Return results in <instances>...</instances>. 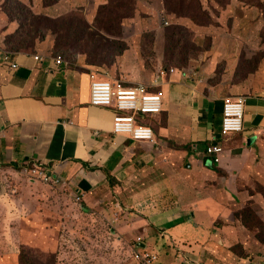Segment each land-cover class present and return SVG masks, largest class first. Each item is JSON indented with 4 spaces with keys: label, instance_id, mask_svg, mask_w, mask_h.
Instances as JSON below:
<instances>
[{
    "label": "crops",
    "instance_id": "1",
    "mask_svg": "<svg viewBox=\"0 0 264 264\" xmlns=\"http://www.w3.org/2000/svg\"><path fill=\"white\" fill-rule=\"evenodd\" d=\"M64 3L66 9H94L88 0H63L59 10ZM5 15L0 9V221L13 227L12 219L19 217L21 235L32 218L60 221H47L49 232L60 231L68 220L75 226L83 222L88 233L110 232L133 249H149L147 240L164 247L148 232L155 227L166 241L188 247L180 253L193 263L222 264L226 248L225 264H264L255 231L233 229L241 226L235 211L254 209L256 195L264 200V86L236 81V65L229 64L214 83L215 73L205 77V69L175 68L159 85L146 83L165 95L161 112L138 115L155 130L156 142L136 140L114 133L112 106L91 104L94 68L57 64L63 56L35 52L37 45L10 49L6 41L19 25ZM7 49L15 53L17 69L5 61ZM225 97L245 99L240 132L221 133ZM212 143L223 148L219 162L205 155ZM35 164L69 180V190L32 179L27 170ZM75 193L83 198L77 201ZM206 215L211 228L201 233L208 229L199 227ZM219 220L226 225L218 227ZM189 227L201 237L196 246L194 237H184ZM134 231L145 238L136 243Z\"/></svg>",
    "mask_w": 264,
    "mask_h": 264
},
{
    "label": "rangeland",
    "instance_id": "2",
    "mask_svg": "<svg viewBox=\"0 0 264 264\" xmlns=\"http://www.w3.org/2000/svg\"><path fill=\"white\" fill-rule=\"evenodd\" d=\"M22 1L31 2V6L36 4L35 11L47 15L48 20L41 25L45 40L37 43L35 52L45 50L55 57L61 55L71 67L85 65L93 70L99 69L114 79H123L134 86L138 83H153L160 70L168 67L179 70L194 68L196 71L205 69V77L215 73V77L210 80L214 83L231 64L234 69L236 65V81L247 78L250 82L260 84L261 88L264 86V0H88L90 6L94 4V9H66L64 3L60 10L58 7L63 0L60 3L51 0L49 4L46 0ZM44 4L48 5L45 7ZM6 5L7 0H0V9ZM167 9L182 15L180 23L194 32V41H191L196 50L189 51L184 64L183 52L174 54L166 45L168 28L176 25ZM205 12L207 17H204ZM166 21L170 24L166 25ZM180 30L183 32L184 28ZM40 37L41 34H37L36 38ZM187 51L188 48H184V55ZM261 196H255L254 210L264 218V200ZM235 212L234 219L241 226L236 225L233 229L247 228L244 225V213ZM7 216L12 217V214ZM18 220L19 217L12 219L13 227L9 222L0 221V264H29V260L34 264H51L49 253L44 250L54 249L55 243L60 240L56 250L58 264H141L134 259L139 248L125 247L110 232H100L94 236L86 231L83 222L75 226L68 220L62 224L60 231L54 226L56 229L49 232L47 221H60L32 218L21 235L23 227ZM200 220L202 225L199 227H208L200 232L208 233L212 222L210 216H203ZM224 223L221 220L215 222L218 227L226 225ZM192 226L194 228V224ZM106 227L110 231L113 229L111 224ZM218 227L214 228V233L219 232ZM189 228L190 232L184 237L191 239L194 229ZM184 229L183 232H186ZM247 230L250 231L249 228ZM151 231L157 242L159 239L165 242L164 247L160 245L159 248L158 244L153 245L147 240L149 249L158 253L155 264H164V261L165 264H200L193 263L188 256L187 260L183 259L179 248H189L180 244L175 246L178 240L166 241L163 231L155 227L148 230ZM136 236V243L139 237L142 240L145 238L144 233ZM194 239L193 245L196 246L201 237L195 236ZM222 240L230 239L224 237ZM261 244L263 246H259L263 248L264 243ZM223 249L225 252L220 254L223 260L219 262L225 264L230 253L226 248ZM19 250L27 257L21 262Z\"/></svg>",
    "mask_w": 264,
    "mask_h": 264
},
{
    "label": "built area",
    "instance_id": "3",
    "mask_svg": "<svg viewBox=\"0 0 264 264\" xmlns=\"http://www.w3.org/2000/svg\"><path fill=\"white\" fill-rule=\"evenodd\" d=\"M166 25L170 23L165 22ZM5 61L13 69L18 68L16 55L13 51L6 50ZM63 57H58L57 64H64ZM176 69H161L154 83L159 85L161 81L175 74ZM91 76V104L98 106H112L115 111L113 131L118 134H129L136 140H148L156 142L155 130L148 124L139 120V114L159 113L164 107V92H152L150 85L138 83L134 86L123 79H114L105 71L94 70ZM264 96V90L262 91ZM245 113V99L242 97H225L222 103L221 133L223 135L237 133L243 130V119ZM205 155L209 161H220L223 151L219 143L209 144L205 148ZM27 174L34 180H41L53 187L67 191L70 181L52 172L42 164H35L27 170ZM77 201L83 198L82 194L75 193ZM142 241V237L138 238ZM135 259L141 264H155L158 261V253L141 248L135 253Z\"/></svg>",
    "mask_w": 264,
    "mask_h": 264
},
{
    "label": "trees",
    "instance_id": "4",
    "mask_svg": "<svg viewBox=\"0 0 264 264\" xmlns=\"http://www.w3.org/2000/svg\"><path fill=\"white\" fill-rule=\"evenodd\" d=\"M51 0H46V2L49 4ZM55 1V0H54ZM60 2V0H56L55 2ZM167 1V0H166ZM186 1V0H185ZM197 2H200L199 0H196ZM31 2H24L22 0H7V5L4 6L6 15H9L10 19L14 22H17L19 25V29L16 32V36H12L7 39V46L12 48L13 50H16L17 48H20V50H28L29 48H32V46H36L37 43L43 42L45 40V36L43 35V31L41 30V25L45 24V21L48 20L46 16L42 15V13H38L35 10V5L31 6ZM47 4V5H48ZM44 4V6H47ZM30 6V7H29ZM169 15L174 17V21L176 25H173L172 27L168 28V39L166 42L167 48L170 51H173L174 54H177L178 51L183 52V64L187 62L188 60V53L189 51L195 52L196 48L193 43V37L194 32L190 28H186L183 26L182 23H180V20H183V16L180 14H174L170 11V9H167ZM203 10V9H200ZM36 13H34V12ZM204 11H201V13ZM38 14V15H37ZM208 14L205 12L204 17H207ZM40 25V26H39ZM184 28V30H183ZM182 29L183 32L180 30ZM37 34H41V37L39 39L36 38ZM191 39L193 41H191ZM19 45V47H18ZM184 48H188V51L186 52V55H184ZM9 51H13L10 49H7ZM172 67L164 68L170 71ZM181 70V69H180ZM244 213L246 219L244 221V225L247 226V228L251 230H254L255 233L254 239L259 243H264V220H262L257 212L251 208L246 207L242 208L235 212V214L238 213ZM41 249V248H40ZM44 250V249H42ZM41 250V251H42ZM18 257L21 259H27L25 253L21 252L19 250ZM44 252L49 253V261L51 264H58V252L54 249H49L48 251L44 250ZM5 257V259H7ZM29 264H34L31 260L27 261ZM22 264V263H20Z\"/></svg>",
    "mask_w": 264,
    "mask_h": 264
},
{
    "label": "water",
    "instance_id": "5",
    "mask_svg": "<svg viewBox=\"0 0 264 264\" xmlns=\"http://www.w3.org/2000/svg\"><path fill=\"white\" fill-rule=\"evenodd\" d=\"M143 247H146V245H144Z\"/></svg>",
    "mask_w": 264,
    "mask_h": 264
},
{
    "label": "clouds",
    "instance_id": "6",
    "mask_svg": "<svg viewBox=\"0 0 264 264\" xmlns=\"http://www.w3.org/2000/svg\"><path fill=\"white\" fill-rule=\"evenodd\" d=\"M97 70H99V69H97Z\"/></svg>",
    "mask_w": 264,
    "mask_h": 264
}]
</instances>
